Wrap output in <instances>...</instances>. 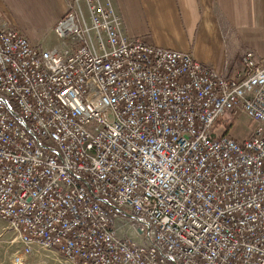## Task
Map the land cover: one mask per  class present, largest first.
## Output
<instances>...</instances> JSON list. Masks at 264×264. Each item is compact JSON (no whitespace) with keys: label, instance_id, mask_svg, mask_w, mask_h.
<instances>
[{"label":"built area","instance_id":"1","mask_svg":"<svg viewBox=\"0 0 264 264\" xmlns=\"http://www.w3.org/2000/svg\"><path fill=\"white\" fill-rule=\"evenodd\" d=\"M65 10L58 47L0 20L11 264L35 248L73 264H264V55L220 74L125 35L113 0ZM238 114L254 122L241 141L223 133Z\"/></svg>","mask_w":264,"mask_h":264},{"label":"crops","instance_id":"2","mask_svg":"<svg viewBox=\"0 0 264 264\" xmlns=\"http://www.w3.org/2000/svg\"><path fill=\"white\" fill-rule=\"evenodd\" d=\"M67 1L0 0V20L17 25L32 44L58 47L51 28ZM21 2L37 6L39 12L50 8L47 15H41L42 26L27 30L19 25L14 12ZM113 8L125 35L189 52L220 74L240 71L246 49L264 55V0H113ZM43 38L51 43H43Z\"/></svg>","mask_w":264,"mask_h":264},{"label":"rangeland","instance_id":"3","mask_svg":"<svg viewBox=\"0 0 264 264\" xmlns=\"http://www.w3.org/2000/svg\"><path fill=\"white\" fill-rule=\"evenodd\" d=\"M48 8L49 7H43L42 8L43 11L39 12L37 6L30 5V3L27 2H21L15 8L16 9L14 12L15 20L19 23V25L26 28L27 30L34 29L35 27L42 26L41 21H43V17L41 15H47V12L48 13L50 12L49 10L50 8L49 9ZM9 25L17 26L15 24H9ZM42 40H44L43 43L45 44L51 43L50 39L43 38ZM28 42L31 43L29 40ZM226 122L227 120L221 119V124H225ZM253 124L254 122L250 120L248 117H246L244 114H238L233 117V122L225 128L223 133L234 140L241 141L249 137ZM119 232H122L121 228H119ZM126 234L131 236L132 233L129 232ZM18 247L19 245L15 239L14 231L11 228H9L4 221L0 220V264H11L10 260L13 254L18 250ZM24 264H73V263L64 259L62 256L57 254L56 251L53 249L35 248L31 252V254H29L26 257Z\"/></svg>","mask_w":264,"mask_h":264}]
</instances>
